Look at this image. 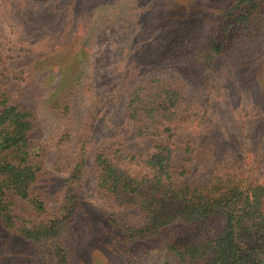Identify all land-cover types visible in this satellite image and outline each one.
Returning a JSON list of instances; mask_svg holds the SVG:
<instances>
[{
  "label": "rangeland",
  "instance_id": "obj_1",
  "mask_svg": "<svg viewBox=\"0 0 264 264\" xmlns=\"http://www.w3.org/2000/svg\"><path fill=\"white\" fill-rule=\"evenodd\" d=\"M228 1L0 0V94L33 109L36 138L85 132L88 140L80 193L89 219L73 225L72 264H121L115 237L97 221L99 209L129 223L142 218L135 208L109 206L98 195L94 149L136 178L151 169L126 156L147 155L160 144L171 151L175 184L202 186L229 173L264 185V34L230 52L221 72L199 68L194 58ZM138 84L150 91L181 87L169 131L134 134L125 104ZM61 98L65 107L57 108ZM62 114L69 118L64 129ZM71 153L50 147L44 158L46 176L35 186L49 213L67 176L54 167L62 157L71 165ZM49 253L46 264H53Z\"/></svg>",
  "mask_w": 264,
  "mask_h": 264
},
{
  "label": "trees",
  "instance_id": "obj_2",
  "mask_svg": "<svg viewBox=\"0 0 264 264\" xmlns=\"http://www.w3.org/2000/svg\"><path fill=\"white\" fill-rule=\"evenodd\" d=\"M263 34L264 0H229L194 58L199 68L221 72L230 52ZM180 88L163 84L150 91L138 84L131 89L125 118L136 136H156L159 127L169 131L176 116L173 109L183 99ZM56 107H65L64 98ZM67 116L62 114L63 129ZM35 128L33 109L0 94V264H46L48 248L53 264H72L73 225L82 217L89 219V205L80 193L88 140L83 139L85 132L70 139L63 130L50 140L36 138ZM50 147L63 153L72 148L73 156L71 165L62 157L54 167L67 176L52 213L35 186L46 176L44 158ZM170 153L158 144L147 155H127L129 161L151 169L149 176L136 178L105 151L92 150L98 195L109 206L133 207L142 214L129 223L99 209L98 223L115 237V262L264 264V185L229 173L202 186L175 184ZM89 264H102V259Z\"/></svg>",
  "mask_w": 264,
  "mask_h": 264
}]
</instances>
